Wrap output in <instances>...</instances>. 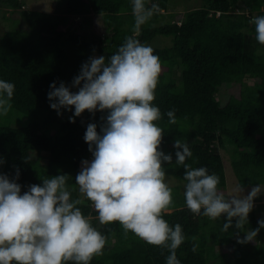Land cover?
<instances>
[{
	"label": "trees",
	"instance_id": "1",
	"mask_svg": "<svg viewBox=\"0 0 264 264\" xmlns=\"http://www.w3.org/2000/svg\"><path fill=\"white\" fill-rule=\"evenodd\" d=\"M10 10H21L26 28L6 30L0 36V80L15 85L7 116H0V173L15 179L19 169L22 193L32 184L43 183V178L67 174L68 189L72 198H80L75 177L79 161L92 155L85 133L90 123L101 131L102 117L85 111L83 118L60 117L51 108L48 98L50 85H65L80 74L81 67L95 54L106 59L115 54L125 37L132 35L134 17L131 0H66L65 21L74 17L97 13L105 33L90 40L75 27L61 31L48 16L33 10L21 9V0H0ZM159 4V12L142 27L136 38L141 43L150 42L155 36H171V44L154 49L162 65L155 106L162 119L175 109L176 117H183L196 139L191 145L192 157L186 163L192 167H205L209 174L220 177L219 190L226 187L224 164L219 146H232L230 166L238 186L264 184V45L255 39L253 17L264 15V0H204L203 5L185 10L181 20H175L168 11V0L147 1ZM159 19H163L157 24ZM61 38L60 61L53 66L43 65V52L56 46ZM255 43V44H254ZM259 47V48H258ZM262 49L259 51L258 49ZM255 81V85L246 84ZM231 87L228 100L221 104L216 94L220 88ZM172 130L164 131L163 141L173 139ZM30 158V159H29ZM166 175L185 183L184 168L165 163ZM173 189L174 203L164 214L170 226L179 223L186 236L177 249L181 264H264V244L250 246L239 243L235 236L242 230L233 226L226 233L221 231L227 217L213 221L203 215L191 213L185 206L184 190L178 185ZM75 189V190H74ZM85 216L92 217L95 227L97 213L86 198H80ZM257 206L249 213L245 228L256 229ZM105 232L116 231L118 241L91 264H166V249L152 246L129 232L125 237L119 222L103 225ZM264 231V228H260ZM197 239L193 241L191 238ZM242 237L241 239H243ZM198 244L196 252L193 244ZM231 244L232 258L217 246Z\"/></svg>",
	"mask_w": 264,
	"mask_h": 264
},
{
	"label": "clouds",
	"instance_id": "2",
	"mask_svg": "<svg viewBox=\"0 0 264 264\" xmlns=\"http://www.w3.org/2000/svg\"><path fill=\"white\" fill-rule=\"evenodd\" d=\"M131 5L133 34L125 37L117 52L107 59L90 57L74 78L77 92L63 82L59 87L53 83L48 98L59 115L63 114L60 109L73 107L74 117L86 110L93 115L107 112L101 118L100 132L95 123L87 126L84 139L94 158L84 160L75 177L78 192L91 202L99 223L119 222L125 237L131 232L149 245L166 249V264H181L177 249L186 236L179 223L173 227L164 218L174 196L164 169L165 163L172 164L173 156L161 148L164 129L156 122L162 114L154 104L162 65L154 49L136 38L160 8L158 3L148 6L147 0H131ZM250 23L255 26L256 41L264 45V15L253 17ZM14 90L13 83L0 80V116L12 109ZM74 117H69L73 123ZM167 117L169 124L177 123L175 109ZM173 147L175 164L184 168L187 209L213 221L226 216L223 233L234 219L235 227L245 230L264 184L253 186L247 195L238 186L226 197L218 188V175L186 163L192 157L187 142L176 139ZM18 179L19 169L15 179L0 173V264H91L102 254L107 238L93 226L92 217L82 212L79 206L84 200L72 198L67 174L43 178L42 185L32 184L23 193ZM258 224L238 242L253 241L264 228V220ZM197 248L194 243L192 251Z\"/></svg>",
	"mask_w": 264,
	"mask_h": 264
},
{
	"label": "rangeland",
	"instance_id": "3",
	"mask_svg": "<svg viewBox=\"0 0 264 264\" xmlns=\"http://www.w3.org/2000/svg\"><path fill=\"white\" fill-rule=\"evenodd\" d=\"M21 1H23V5L21 9L33 10L38 14H40V16L41 15L48 16L53 23L59 26L61 31H64L68 26H70L71 28L75 27L80 33L85 34L88 40L92 39L94 35H102L103 33L106 32L105 27L101 21V18L97 13H90L85 16L74 17L73 19L78 22V25H75V21H72V17H70L69 20L65 21L66 15L64 13V9L66 5V0H21ZM147 1L153 2V0H147ZM203 1L204 0H168L167 8L168 11H171L175 16L174 17L175 20H181V15L185 10L200 7L203 5ZM20 11H21L20 9L10 10L0 1V36L6 30H10L13 28L27 27L25 20L21 17ZM162 20L163 19H159L157 24H160ZM55 40H56V46L48 50H45L43 52V65L45 67L53 66L60 61L62 42H61V38L58 37H56ZM170 44H171V36H163V35H157L150 42L146 43V45L157 48L166 47L169 46ZM258 50L262 51L261 48ZM94 56L99 57V55L97 54H95ZM245 83L255 85V81L253 80H246ZM66 86H68L72 92L78 91V88L73 86V81L67 82ZM231 90L232 88L229 86L220 88L218 90L216 96L220 100L221 104H224L228 100ZM74 111H75L74 107L72 108L71 111L62 108L60 109V112H62L63 114L59 116L63 118L72 117L74 116ZM84 116H85V112L77 118H83ZM176 118H177V123L174 125L169 124L168 119L158 124V126L162 127L164 131L172 130L175 134L173 139L163 141L161 146L165 154H169V153L172 154L173 161H175V152H176V149L173 147V144L176 139H180L182 141L187 142L190 150L192 143L196 139L194 132L191 130L190 126L187 124L185 119L183 117H176ZM231 149L232 146L227 143H225L223 147L222 146L218 147V152L220 153L224 164V172L226 177V187L224 190H220V191L223 192L226 197L232 194L233 191L238 187L236 178L230 166ZM93 158H94L93 155H90L80 160L78 164L77 172L81 171L82 162L84 160L91 161ZM166 181L170 184V186L178 185L180 187V191L184 190V184H185L184 182L179 181L178 179L170 175H166ZM252 187L253 186L243 187L244 192L242 193V195H247ZM77 193L80 196V198L83 197L78 192V186H77ZM254 204L257 206V211H256L257 217L264 219V191H262L261 194L257 198H255ZM88 206L90 211L93 207L91 204ZM89 215L90 214H88V216ZM95 227L97 228L98 231H100L103 235H105L106 238L110 236L109 237L110 246H112V244L115 241H118L119 234H117L116 231H112L111 233L105 232L103 229V225L99 223L98 219L95 224ZM248 229L249 228H245V230H242L239 234L235 236L234 239L239 240L242 237H245L246 230ZM256 244H264V231L260 230L257 237L253 241L249 242V245L251 247ZM105 248H108V245H105L104 249ZM104 249L102 251H104ZM216 251L218 253L224 252L227 258H232L231 244L217 246Z\"/></svg>",
	"mask_w": 264,
	"mask_h": 264
}]
</instances>
